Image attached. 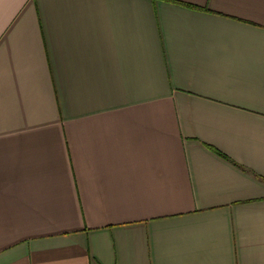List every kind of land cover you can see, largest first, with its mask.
Instances as JSON below:
<instances>
[{
    "label": "crops",
    "instance_id": "crops-1",
    "mask_svg": "<svg viewBox=\"0 0 264 264\" xmlns=\"http://www.w3.org/2000/svg\"><path fill=\"white\" fill-rule=\"evenodd\" d=\"M0 264H264V0H0Z\"/></svg>",
    "mask_w": 264,
    "mask_h": 264
},
{
    "label": "trees",
    "instance_id": "trees-1",
    "mask_svg": "<svg viewBox=\"0 0 264 264\" xmlns=\"http://www.w3.org/2000/svg\"><path fill=\"white\" fill-rule=\"evenodd\" d=\"M172 1V0H171Z\"/></svg>",
    "mask_w": 264,
    "mask_h": 264
}]
</instances>
